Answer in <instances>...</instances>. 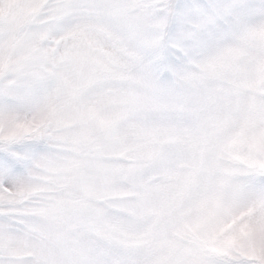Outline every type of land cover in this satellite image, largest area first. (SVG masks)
I'll use <instances>...</instances> for the list:
<instances>
[{
	"label": "rangeland",
	"instance_id": "374dc122",
	"mask_svg": "<svg viewBox=\"0 0 264 264\" xmlns=\"http://www.w3.org/2000/svg\"><path fill=\"white\" fill-rule=\"evenodd\" d=\"M0 264H264V0H0Z\"/></svg>",
	"mask_w": 264,
	"mask_h": 264
}]
</instances>
